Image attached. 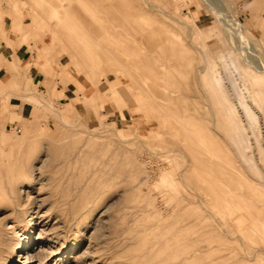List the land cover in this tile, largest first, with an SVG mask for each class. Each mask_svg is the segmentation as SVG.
I'll list each match as a JSON object with an SVG mask.
<instances>
[{
    "label": "rangeland",
    "instance_id": "1",
    "mask_svg": "<svg viewBox=\"0 0 264 264\" xmlns=\"http://www.w3.org/2000/svg\"><path fill=\"white\" fill-rule=\"evenodd\" d=\"M33 1L0 0V44L7 35L15 44L41 38L44 58L82 79L91 92L84 102L97 105L90 101L88 114L62 109L38 93L47 106H36L46 110L41 119L0 128V264H15L30 238L28 264H262L244 259L264 243L240 223L230 239L210 233L203 217L218 209L205 169L221 147L234 154L211 72L250 133L249 157L262 164L255 136L264 145V118L245 59L264 64V0H51L63 2L61 25ZM94 52L101 65L88 71ZM19 66L29 92L27 66ZM167 167L176 187L162 179Z\"/></svg>",
    "mask_w": 264,
    "mask_h": 264
},
{
    "label": "bare ground",
    "instance_id": "2",
    "mask_svg": "<svg viewBox=\"0 0 264 264\" xmlns=\"http://www.w3.org/2000/svg\"><path fill=\"white\" fill-rule=\"evenodd\" d=\"M146 1L151 5L149 0ZM32 4H34V8L44 7V15L56 19L61 18V20H59V25H61L63 17L59 7L63 5V2L54 4L51 0H34ZM161 10H163V8H161ZM177 21L185 23L181 19H178ZM236 24L238 25L237 21ZM187 28L189 29L190 27L187 25ZM238 28L239 27L236 28L237 32L239 30ZM70 29L71 24L66 23V33H68ZM240 33H243V31ZM238 35L241 37L240 34ZM85 49H87V44H85ZM88 57L90 62L87 64L85 63L89 66L88 71L94 70L93 65H96L97 68L101 65L100 62L102 61V58L96 52L91 53L88 55ZM246 58L245 64L247 67L245 68V71L249 72L252 83L254 84V88L252 89L250 96L253 98L252 100H254L255 104L263 113L264 118V64H257L254 62L252 63V61L250 62V60H248V58L251 59L250 57ZM146 69L147 67H144L145 71ZM200 70V72H202L203 68ZM211 85L213 86V91L219 95L225 108L226 117L230 124L229 128L231 129V146H233L232 150L234 151V154L232 156L225 154L223 148L221 147L222 152L219 155V161L213 160V163L209 164L207 166L208 168L205 169L209 197L215 202L218 209L214 212L208 206L206 215L203 217V219L207 221V224L210 227V233L215 232V230L218 228L221 231L229 232L226 236L231 239L233 238L231 236L232 232L236 231V224L240 223L241 232L243 234L249 233L255 238V241H262L264 243V145L261 144L260 139L255 136V139L260 145L261 150L262 164H260L249 157L248 151L252 149L253 145L251 142L250 133L247 132L245 124L243 123L242 119H240L236 105L234 103L227 104L222 98L220 89L216 82V77L213 75V72H211ZM240 102V104L245 107L247 114H249L251 108L248 107L245 98H240ZM171 151L173 152L177 150L172 149ZM209 153L212 154V151ZM164 157L168 159V161H172L175 157V154H167V152H165ZM249 166L252 167L254 174H251L248 170ZM176 174L177 172H174L169 167L162 169L161 172L163 181L175 187L177 186V178L175 177ZM194 198L192 197L191 199L193 200ZM215 198L217 200H215ZM232 225L234 229H232ZM5 241L6 239L4 240L3 237H0L1 251H3L7 245V242ZM35 243L36 242H34L33 238L23 240L19 243V246H17L16 250L17 255L15 264H28L26 261L28 259H33V254H31V251L34 249ZM214 252H212L211 255H213ZM262 257H264V247H259L258 249L252 250V252L244 256V259L247 260V262L256 261L257 263L264 264V259ZM241 263L242 262H240V264Z\"/></svg>",
    "mask_w": 264,
    "mask_h": 264
},
{
    "label": "crops",
    "instance_id": "3",
    "mask_svg": "<svg viewBox=\"0 0 264 264\" xmlns=\"http://www.w3.org/2000/svg\"><path fill=\"white\" fill-rule=\"evenodd\" d=\"M15 42L14 36L7 35L6 40L0 44V128L16 127L21 122L27 121L25 126L31 127L36 119H41L46 110L44 108L36 110V106L38 104L47 106L38 93L45 94L43 96L45 101L54 102L55 106L59 105L62 109L79 107L82 108L83 113L88 114L90 110L92 111L90 101L96 107L97 101L89 99L88 103L84 102L83 97L91 92L82 79L70 80L61 73V65H53L44 58L46 46H43L44 42L41 38H38L34 44H15ZM19 65L25 68L27 66L32 82V90L29 92H25L18 81L17 77L22 75ZM18 85L21 92H17ZM52 119L49 115L46 124L52 123ZM11 140L12 136L8 141ZM0 141L3 142L1 129Z\"/></svg>",
    "mask_w": 264,
    "mask_h": 264
}]
</instances>
